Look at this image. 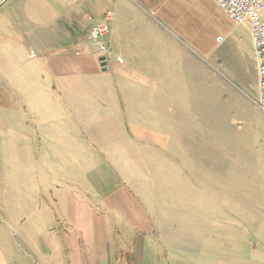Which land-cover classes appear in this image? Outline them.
I'll list each match as a JSON object with an SVG mask.
<instances>
[{
  "label": "crops",
  "instance_id": "crops-1",
  "mask_svg": "<svg viewBox=\"0 0 264 264\" xmlns=\"http://www.w3.org/2000/svg\"><path fill=\"white\" fill-rule=\"evenodd\" d=\"M235 27L213 0H0V264H264L260 172L208 164L188 229L165 196L175 88H214Z\"/></svg>",
  "mask_w": 264,
  "mask_h": 264
},
{
  "label": "rangeland",
  "instance_id": "rangeland-1",
  "mask_svg": "<svg viewBox=\"0 0 264 264\" xmlns=\"http://www.w3.org/2000/svg\"><path fill=\"white\" fill-rule=\"evenodd\" d=\"M234 25L231 35L222 43L221 60L209 62L214 88H175L180 94L181 124L172 142L174 150L164 161L165 181L181 183L180 188L165 190L166 197H175L180 203V220L174 221L175 227L188 229L194 223L188 200L194 193L198 199L204 197L206 166L212 162L217 166L223 164L226 169L244 165L248 176L253 171L260 172L258 198L264 210V114L255 103L257 65L248 27ZM213 193L219 197L218 190ZM197 212L196 228L204 229L206 224L208 227L210 222L199 215V209ZM217 225L219 222L213 220L212 228L219 229Z\"/></svg>",
  "mask_w": 264,
  "mask_h": 264
},
{
  "label": "built area",
  "instance_id": "built-area-1",
  "mask_svg": "<svg viewBox=\"0 0 264 264\" xmlns=\"http://www.w3.org/2000/svg\"><path fill=\"white\" fill-rule=\"evenodd\" d=\"M217 7L236 25H246L251 39L253 54L258 73V97L255 101L264 114V0H213ZM113 14L107 12L101 21L95 22L88 29V38L96 44L95 55L99 65L108 69L109 49L105 42L106 34L111 30L109 21ZM103 57V60L99 58ZM119 62L122 59L117 58ZM105 62V65H101Z\"/></svg>",
  "mask_w": 264,
  "mask_h": 264
},
{
  "label": "water",
  "instance_id": "water-1",
  "mask_svg": "<svg viewBox=\"0 0 264 264\" xmlns=\"http://www.w3.org/2000/svg\"><path fill=\"white\" fill-rule=\"evenodd\" d=\"M103 59H104L103 57L99 58L100 61ZM101 65H105V62H101ZM102 69L105 70V68H102Z\"/></svg>",
  "mask_w": 264,
  "mask_h": 264
}]
</instances>
